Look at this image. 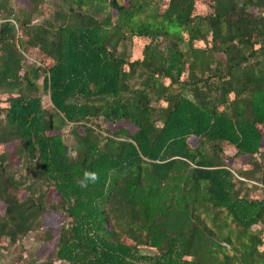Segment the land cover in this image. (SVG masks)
Instances as JSON below:
<instances>
[{
  "label": "trees",
  "instance_id": "trees-1",
  "mask_svg": "<svg viewBox=\"0 0 264 264\" xmlns=\"http://www.w3.org/2000/svg\"><path fill=\"white\" fill-rule=\"evenodd\" d=\"M10 1L0 259L51 209L66 219L53 253L23 264H264V197L242 192H264V0Z\"/></svg>",
  "mask_w": 264,
  "mask_h": 264
},
{
  "label": "rangeland",
  "instance_id": "rangeland-1",
  "mask_svg": "<svg viewBox=\"0 0 264 264\" xmlns=\"http://www.w3.org/2000/svg\"><path fill=\"white\" fill-rule=\"evenodd\" d=\"M200 2V10L202 12H206L209 10L210 6L208 5V0H201ZM14 6V8H17L18 6H27L29 4L28 0H11L10 1ZM46 2H44L45 4ZM36 18L33 19L32 23H37ZM145 42L144 39L138 38L135 40L134 46H130L129 50L127 47V53L130 55V58H136L140 56L141 52V46ZM257 46V45H254ZM31 60V59H30ZM4 94L1 95V97ZM6 95H4L5 97ZM43 105L49 107V101L46 98V96H43ZM123 124V122L118 123L117 125L112 124H106L105 127L110 129L111 131H114L118 125ZM126 124V123H125ZM65 133H67V129L64 130ZM68 145L72 143V139L70 138L68 141ZM190 142L194 144L196 142V139L192 138L190 139ZM5 147H9L10 145H4ZM225 153L228 155H232L233 150L232 148L226 147ZM261 157L264 158V137L262 141L261 146ZM225 163L230 167L232 170L233 176L237 179H243L241 176L237 174V172L240 170V167H247L246 164V156H230L225 159ZM252 183H255V181H251ZM36 187L39 188L40 183H35ZM250 183L248 182V185ZM258 184V185H257ZM256 184V187H243L242 192L248 193L250 196H257V197H264V192L262 191V183L258 182ZM262 184V185H261ZM50 192V198L53 201L58 200L59 198L56 196L55 191H49ZM3 205L0 204V212H3ZM65 217L63 216L62 212L55 211L48 209L45 214L43 215V230L39 229L37 231H33L31 234L24 236L20 238L18 241H16L14 244L10 245L9 248L5 250H1V259L0 264H23V261L26 259L27 255L30 253L36 254L38 261H42L45 258L49 257L55 248V245L57 244L58 234L57 231L60 229L61 225L65 222ZM264 224L263 222L257 223L256 225L252 226V229L255 230L256 235L263 236L264 235ZM50 228L52 230L53 237L49 239H44V232L45 229ZM129 242L131 240H128ZM2 244H6V240H1ZM132 243V242H131ZM142 248L145 250L146 247L142 246ZM155 252V249L150 248V253ZM53 264H63L58 262L57 260L53 262Z\"/></svg>",
  "mask_w": 264,
  "mask_h": 264
},
{
  "label": "crops",
  "instance_id": "crops-1",
  "mask_svg": "<svg viewBox=\"0 0 264 264\" xmlns=\"http://www.w3.org/2000/svg\"><path fill=\"white\" fill-rule=\"evenodd\" d=\"M233 150V149H232Z\"/></svg>",
  "mask_w": 264,
  "mask_h": 264
}]
</instances>
